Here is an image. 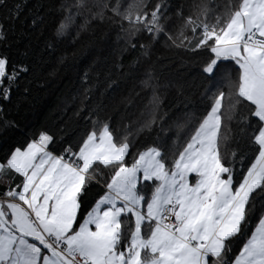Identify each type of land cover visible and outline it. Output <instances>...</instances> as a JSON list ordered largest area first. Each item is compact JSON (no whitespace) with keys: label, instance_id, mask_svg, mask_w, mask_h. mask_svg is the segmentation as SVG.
<instances>
[{"label":"snow or ice","instance_id":"6c2138e0","mask_svg":"<svg viewBox=\"0 0 264 264\" xmlns=\"http://www.w3.org/2000/svg\"><path fill=\"white\" fill-rule=\"evenodd\" d=\"M55 8L57 38L75 42L98 26L115 33L110 71H122V53H136L130 71L142 72L148 104L115 127L103 99L82 104L74 113L82 126L42 130L0 156V264H264V0H56ZM0 9L3 20L20 14L9 0ZM6 40L0 23L3 101L29 73ZM157 46L190 69L180 82H161ZM81 83L85 97L116 85L89 70ZM170 87L174 115L163 105ZM141 136L151 143L138 146Z\"/></svg>","mask_w":264,"mask_h":264},{"label":"trees","instance_id":"16d2710c","mask_svg":"<svg viewBox=\"0 0 264 264\" xmlns=\"http://www.w3.org/2000/svg\"><path fill=\"white\" fill-rule=\"evenodd\" d=\"M20 6V14L14 21L0 19L7 32L9 52L17 60H25L29 67L28 75L22 80L20 88H14L11 99L0 100V156L16 146L26 145L33 136L42 130L50 133L61 128L68 121L82 126L85 122L74 115L82 104L90 105L103 99L106 115H111V124L115 127L121 115L126 114L125 123L140 118V112L148 104V95L140 89L139 79L142 72L137 71L133 78L130 65L136 57L132 51L124 52L119 59L122 71H110L116 59L117 43L114 32L98 26L94 35H82L79 40L72 41V35L57 38L54 25L59 19L56 11V0H9ZM174 3L178 0H173ZM190 3L191 0H188ZM2 16V9H0ZM42 17L33 25L35 17ZM49 43L52 47H49ZM0 44V51H3ZM138 51V49H137ZM27 52V56L20 53ZM64 62L58 63L59 57H65ZM155 57L161 82H180L190 70L180 63L178 57L157 46ZM154 57V58H155ZM85 70L90 71L91 78L99 74L103 81L106 74L116 81L113 90L104 97L96 90L90 97L83 94L81 77ZM49 73H52L49 75ZM31 80L27 93L23 92L26 80ZM135 89L136 95L130 90ZM130 96L132 103L125 109L120 103L121 97ZM199 104V96L193 97ZM164 109L170 115L176 113L177 98L174 88H168L163 99ZM87 115V111H84ZM4 121L11 122L5 125ZM73 127H77L73 123ZM66 137L65 139H67ZM151 137L143 136L137 139L138 146H147ZM96 189L93 188L92 192Z\"/></svg>","mask_w":264,"mask_h":264}]
</instances>
